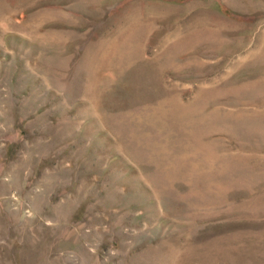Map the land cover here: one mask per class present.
Returning <instances> with one entry per match:
<instances>
[{
	"label": "rangeland",
	"instance_id": "obj_1",
	"mask_svg": "<svg viewBox=\"0 0 264 264\" xmlns=\"http://www.w3.org/2000/svg\"><path fill=\"white\" fill-rule=\"evenodd\" d=\"M0 264H264V0H0Z\"/></svg>",
	"mask_w": 264,
	"mask_h": 264
}]
</instances>
